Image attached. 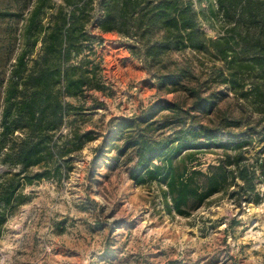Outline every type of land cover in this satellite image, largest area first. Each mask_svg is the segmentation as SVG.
I'll return each instance as SVG.
<instances>
[{
    "label": "rangeland",
    "instance_id": "obj_1",
    "mask_svg": "<svg viewBox=\"0 0 264 264\" xmlns=\"http://www.w3.org/2000/svg\"><path fill=\"white\" fill-rule=\"evenodd\" d=\"M76 1L82 5L84 0ZM192 2L198 10L217 9L216 0ZM71 10L66 0H0V119L15 73L20 76V89L31 73L47 86L66 85L65 77L57 73L61 61L47 51H54L48 48L51 35ZM94 19L83 22L85 33L80 27L75 32L80 55L73 53L62 64L78 65L85 57L105 84V90L65 96L83 108L78 127L95 129L102 136L86 143L71 160H62L59 176L24 181L26 201L8 215L0 231V264H264V176L257 185V201H240L237 195L219 192L183 216L169 208L164 183H137L130 178L124 158L112 161L116 149L101 144L112 118L140 114L155 101L189 107L195 100L182 89H159L144 61L128 48V41L116 31L101 30ZM201 25L213 39L223 31L221 15L210 19L209 14L208 19L201 18ZM170 58L192 68L194 83L203 85V97L220 96L213 112H194L199 122L216 126L232 115L246 126L263 117L249 101L239 99L229 84L219 81L225 69L222 60L194 51H172ZM41 67L48 72L38 79ZM251 72L245 76L255 75ZM94 102L97 108H91ZM68 131L69 126L61 129L62 134ZM232 147L187 150L180 156L193 153L189 165L207 170L223 154H234ZM263 147L257 141L247 146L250 161L264 157ZM46 164L30 168L28 176L42 172ZM7 168L0 163V172Z\"/></svg>",
    "mask_w": 264,
    "mask_h": 264
},
{
    "label": "trees",
    "instance_id": "obj_2",
    "mask_svg": "<svg viewBox=\"0 0 264 264\" xmlns=\"http://www.w3.org/2000/svg\"><path fill=\"white\" fill-rule=\"evenodd\" d=\"M66 3L72 10L58 25L57 33L51 35L48 48L54 51H47V55L54 54L61 61L57 73L65 77L66 85L47 86L36 81L37 77L31 73L20 89V76L15 73L6 92L0 119V163L8 168L0 172V231L8 215L26 201L22 192L26 181L59 176L62 160H71L86 143L102 136L95 129L79 128L83 108L65 99V96L80 97L87 90L106 89L96 71L88 67L87 58H81L78 65L62 64L73 53L80 55L82 50L75 32L80 27L85 33L83 22L91 18H95L94 23L101 30L116 31L128 41V48L144 61L159 89H182L195 100L189 107L186 103L155 101L140 114L112 118L101 143L116 149L112 161L124 158L130 178L137 183H164L169 208L183 216L191 215L219 192L230 197L237 195L240 201H257V185L264 176V157L260 160L255 156L250 161L246 153L247 146L254 142L264 143V0H216L217 9L209 7V10L195 9L192 0H84L82 5L76 0H66ZM209 14L210 19L221 15L223 21V31L215 39L201 25V18L208 19ZM172 51H194L222 60L225 69L220 71L219 81L229 84L239 99L249 101L253 111L263 117L246 126L232 115L216 126L199 122L194 112H213L220 96L213 93L203 97V85L194 83L192 68L172 61ZM72 69L76 72L70 73ZM47 72L41 67L38 79ZM249 72L255 75L246 77ZM97 106L94 102L91 108ZM163 112L166 113L159 117ZM63 126H69L67 134L61 133ZM224 134L226 141L222 140ZM229 146H233L234 154H223L207 170L189 165L188 158L193 153L180 156L187 150L196 152L209 147L227 150ZM42 162L47 163L44 170L28 176V170ZM10 168L18 170L13 172Z\"/></svg>",
    "mask_w": 264,
    "mask_h": 264
}]
</instances>
